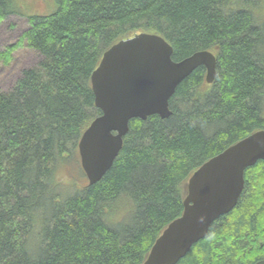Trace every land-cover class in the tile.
<instances>
[{
	"label": "trees",
	"instance_id": "1",
	"mask_svg": "<svg viewBox=\"0 0 264 264\" xmlns=\"http://www.w3.org/2000/svg\"><path fill=\"white\" fill-rule=\"evenodd\" d=\"M27 14L0 67L27 46L40 60L0 90V264H142L181 216L187 182L204 162L264 129V0H53ZM22 13L0 0V24ZM139 32L164 37L178 61L217 58L214 81L197 67L169 101L172 114L133 118L103 178L65 185L82 169L78 144L96 106L91 75L105 50ZM237 205L176 264L264 259V160L245 170ZM69 188H71L70 191ZM129 206L111 217L115 205Z\"/></svg>",
	"mask_w": 264,
	"mask_h": 264
},
{
	"label": "water",
	"instance_id": "2",
	"mask_svg": "<svg viewBox=\"0 0 264 264\" xmlns=\"http://www.w3.org/2000/svg\"><path fill=\"white\" fill-rule=\"evenodd\" d=\"M159 34L139 32L122 39L102 56L91 76L97 116L78 144L81 166L89 185L99 182L119 155L133 118L158 114L167 118L169 100L179 83L197 67L216 77L217 59L201 50L180 61ZM264 160V129L257 130L204 162L187 182L184 210L152 245L142 264H176L203 239L215 219L229 213L245 185V170ZM254 264H264V259Z\"/></svg>",
	"mask_w": 264,
	"mask_h": 264
},
{
	"label": "rangeland",
	"instance_id": "3",
	"mask_svg": "<svg viewBox=\"0 0 264 264\" xmlns=\"http://www.w3.org/2000/svg\"><path fill=\"white\" fill-rule=\"evenodd\" d=\"M22 13H13L0 24V49H4L9 44L17 42L24 30L28 27L27 14H49L54 10L53 0H18ZM264 17V11L261 12ZM40 60V54L27 46H21L15 53L14 59L10 65L0 67V90L10 89L21 75L23 69L35 65ZM75 175H69L68 171H63L59 179L65 185L83 186L88 183V178L83 169L76 168L70 170ZM69 188L68 191H70ZM187 194V192H186ZM186 196V195H185ZM129 203L121 200L115 205L111 217H115L127 208Z\"/></svg>",
	"mask_w": 264,
	"mask_h": 264
},
{
	"label": "bare ground",
	"instance_id": "4",
	"mask_svg": "<svg viewBox=\"0 0 264 264\" xmlns=\"http://www.w3.org/2000/svg\"><path fill=\"white\" fill-rule=\"evenodd\" d=\"M124 39H126V38H124ZM121 40H122V39H121ZM165 40H166V39H165ZM119 41H120V40H119ZM119 41H118V42H119ZM166 41H167V40H166ZM167 42H168V41H167ZM116 43H117V42H116ZM116 43H115V44H116ZM168 43H169V42H168ZM169 44H170V43H169ZM113 45H114V44H113ZM113 45H112V46H113ZM170 45H171V44H170ZM171 46H172V45H171ZM172 47H173V46H172ZM109 48H110V47H109ZM109 48H108V49H109ZM108 49H107V50H108ZM204 50H206V49H204ZM105 51H106V50H105ZM105 51H104V52H105ZM197 51H201V50H197ZM197 51H195V52H197ZM173 52H174V49H173ZM195 52H194V53H195ZM211 52H212V51H211ZM212 53H213V52H212ZM103 54H104V53H103ZM191 55H192V54H191ZM102 56H103V55H102ZM189 56H190V55H189ZM187 57H188V56H187ZM187 57H185V58H187ZM172 58H173V54H172ZM101 59H102V58H101ZM183 59H184V58H183ZM216 59H217V58H216ZM173 60H174V59H173ZM181 60H182V59H181ZM100 61H101V60H100ZM174 61H176V60H174ZM178 61H180V60H178ZM98 66H99V65H98ZM98 66H97V67H98ZM201 66H204V65H201ZM216 70H217V65H216ZM94 71H95V70H94ZM94 71H93V72H94ZM193 71H194V70H193ZM193 71H192V72H193ZM192 72H191V73H192ZM191 73H190V74H191ZM190 74H189V75H190ZM206 74H207V68H206ZM189 75H188V76H189ZM91 76H92V75H91ZM185 78H186V77H185ZM185 78H184V79H185ZM184 79H183V80H184ZM183 80H182V81H183ZM182 81H181V82H182ZM206 81H207V80H206ZM175 91H176V90H175ZM174 93H175V92H174ZM94 94H95V93H94ZM169 101H170V100H169ZM95 103H96V100H95ZM96 106H97V105H96ZM169 108H170V107H169ZM170 110H171V109H170ZM171 114H172V113H171ZM100 115H101V114H100ZM95 118H96V117H95ZM95 118H94V119H95ZM94 119H93V120H94ZM140 119H141V118H140ZM90 124H91V123H90ZM83 133H84V132H83ZM127 133H128V132H127ZM215 220H216V219H215ZM166 227H167V226H166ZM166 227H165V228H166ZM160 235H161V234H160ZM160 235H159V236H160ZM155 241H156V240H155ZM146 258H147V257H146ZM144 261H145V260H144Z\"/></svg>",
	"mask_w": 264,
	"mask_h": 264
},
{
	"label": "flooded vegetation",
	"instance_id": "5",
	"mask_svg": "<svg viewBox=\"0 0 264 264\" xmlns=\"http://www.w3.org/2000/svg\"><path fill=\"white\" fill-rule=\"evenodd\" d=\"M261 260V259H260ZM259 261V260H258ZM256 263V262H255Z\"/></svg>",
	"mask_w": 264,
	"mask_h": 264
}]
</instances>
